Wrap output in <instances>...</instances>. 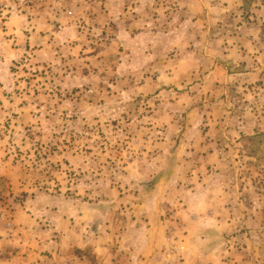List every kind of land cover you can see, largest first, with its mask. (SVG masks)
Returning <instances> with one entry per match:
<instances>
[{
  "label": "rangeland",
  "instance_id": "374dc122",
  "mask_svg": "<svg viewBox=\"0 0 264 264\" xmlns=\"http://www.w3.org/2000/svg\"><path fill=\"white\" fill-rule=\"evenodd\" d=\"M191 204L264 264V0H0V264H179Z\"/></svg>",
  "mask_w": 264,
  "mask_h": 264
},
{
  "label": "crops",
  "instance_id": "0c3cea01",
  "mask_svg": "<svg viewBox=\"0 0 264 264\" xmlns=\"http://www.w3.org/2000/svg\"><path fill=\"white\" fill-rule=\"evenodd\" d=\"M209 152L210 151H208V153ZM165 199L166 198L163 196V204L161 207L164 209L167 208ZM198 200H205L206 205L208 204L206 196H204V198H198L195 201ZM167 211L175 212V215L182 217L185 221V225H181V228L177 230V235L183 240L181 244L186 248L182 255L183 260L179 264H233V261H230V263L222 262L220 259L221 255L217 254L215 251L217 245L221 244V238L224 231V228L222 227L224 223L228 224L222 215V211L215 208L206 209L205 217H208V220L205 223L201 222L199 225L192 221L193 217L198 218V210L192 204L187 207L168 208L164 212L161 211V214H165ZM137 213L133 215L135 216ZM232 223L233 219L230 218V223L228 225H231ZM111 234H113V232H111ZM144 241L146 242L140 247L146 252L143 255L145 256V260H147L156 249L161 247L163 241L161 240V242H158V239L155 238L154 243L152 240L148 239ZM140 259L145 263V261H143L144 258L140 257Z\"/></svg>",
  "mask_w": 264,
  "mask_h": 264
}]
</instances>
